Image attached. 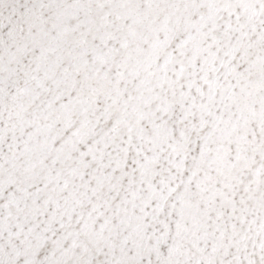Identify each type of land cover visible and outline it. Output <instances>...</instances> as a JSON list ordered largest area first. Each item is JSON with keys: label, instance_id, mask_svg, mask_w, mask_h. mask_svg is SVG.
Segmentation results:
<instances>
[{"label": "snow or ice", "instance_id": "obj_1", "mask_svg": "<svg viewBox=\"0 0 264 264\" xmlns=\"http://www.w3.org/2000/svg\"><path fill=\"white\" fill-rule=\"evenodd\" d=\"M0 264H264V0H0Z\"/></svg>", "mask_w": 264, "mask_h": 264}]
</instances>
